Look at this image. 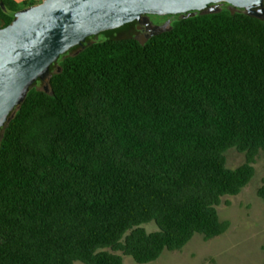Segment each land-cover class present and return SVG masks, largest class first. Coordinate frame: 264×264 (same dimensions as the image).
<instances>
[{"label":"trees","instance_id":"16d2710c","mask_svg":"<svg viewBox=\"0 0 264 264\" xmlns=\"http://www.w3.org/2000/svg\"><path fill=\"white\" fill-rule=\"evenodd\" d=\"M41 1L0 0V28ZM221 6L52 64L50 93L33 87L0 142V264H148L227 232L217 207L264 155V19Z\"/></svg>","mask_w":264,"mask_h":264},{"label":"water","instance_id":"95a60500","mask_svg":"<svg viewBox=\"0 0 264 264\" xmlns=\"http://www.w3.org/2000/svg\"><path fill=\"white\" fill-rule=\"evenodd\" d=\"M226 3L249 16L264 19V0H42L15 13L0 28V142L29 91L50 93L51 66L87 38L120 28L148 15H184L216 12ZM169 27L156 26L157 36ZM60 71V70H59Z\"/></svg>","mask_w":264,"mask_h":264},{"label":"rangeland","instance_id":"374dc122","mask_svg":"<svg viewBox=\"0 0 264 264\" xmlns=\"http://www.w3.org/2000/svg\"><path fill=\"white\" fill-rule=\"evenodd\" d=\"M224 6L215 7L220 11ZM235 11L232 7H227ZM156 23L167 22V17H152ZM226 165L234 169L242 165L246 157L231 148L226 152ZM252 181L237 196L222 198L217 207L221 221H228L227 232L206 241L195 235L180 251L165 252L157 261L148 264H263L264 262V201L257 189L264 180V155L260 154L254 164ZM147 232L158 230L155 223L143 225ZM124 264H137L131 257L123 256ZM75 264H84L76 262Z\"/></svg>","mask_w":264,"mask_h":264},{"label":"flooded vegetation","instance_id":"af4514ba","mask_svg":"<svg viewBox=\"0 0 264 264\" xmlns=\"http://www.w3.org/2000/svg\"><path fill=\"white\" fill-rule=\"evenodd\" d=\"M182 16H184V15H182ZM152 17H161V16L148 15V16L142 18L141 21L132 22L133 27L130 29L128 34L136 37L139 41L143 42V41H147L151 38L150 31L154 27L165 26L166 28H168L169 27L168 22L170 23V25L172 24V20H169V21L163 22V23H156L152 20ZM163 17H167V16H163ZM167 19H169V18H167ZM39 84H40V81L38 80L36 85H39Z\"/></svg>","mask_w":264,"mask_h":264},{"label":"crops","instance_id":"0c3cea01","mask_svg":"<svg viewBox=\"0 0 264 264\" xmlns=\"http://www.w3.org/2000/svg\"><path fill=\"white\" fill-rule=\"evenodd\" d=\"M18 3H22L24 2L25 0H16Z\"/></svg>","mask_w":264,"mask_h":264}]
</instances>
